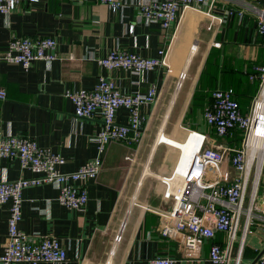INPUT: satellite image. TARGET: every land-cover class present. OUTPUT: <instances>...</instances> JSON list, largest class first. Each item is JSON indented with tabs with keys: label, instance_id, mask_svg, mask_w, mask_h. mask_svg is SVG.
Here are the masks:
<instances>
[{
	"label": "crops",
	"instance_id": "0c3cea01",
	"mask_svg": "<svg viewBox=\"0 0 264 264\" xmlns=\"http://www.w3.org/2000/svg\"><path fill=\"white\" fill-rule=\"evenodd\" d=\"M121 1L125 8L112 13L97 0H21L14 11L0 14V56L11 39L21 37H54L58 54L56 60L37 61L26 70L0 59V89L6 93L0 100V137H28L60 154L65 158L62 172H73L95 157L93 138L101 126L98 115L74 116L67 90H90L99 76H106L124 94L144 92L150 86L158 94L153 106L141 108L146 120L140 142L108 145L100 173L86 182L88 202L83 209L69 210L57 202L58 183L27 188L22 193L19 230L35 243L57 238L66 250V264H149L158 256L172 258L174 264H213L208 260V243L200 261H187L175 241L160 235L161 213L172 206L171 200L163 198L161 178L171 174L175 162L182 170L196 151L193 139H176L179 133L210 131L206 125L205 131L200 130H204L202 109L209 104L211 91L231 88L241 110L249 107L258 84L248 75L264 64L255 20L248 13L241 20L235 14L207 30L209 18L186 10L165 31L155 23L136 22L137 0ZM242 3L216 0L212 13L242 10ZM214 42L220 47H213ZM113 49L156 58L163 49L170 72L165 67L141 75L107 71L97 59ZM116 121L127 122L125 109L117 111ZM158 135L170 147L158 144ZM171 148L178 151L176 158ZM34 176L20 168L18 159H0V181ZM8 216V205H0V255L7 243ZM116 236L121 237L119 242ZM225 240L224 234H216L217 243L224 245ZM237 247L238 243L229 264H235ZM263 248L264 226L258 223L238 264H252Z\"/></svg>",
	"mask_w": 264,
	"mask_h": 264
},
{
	"label": "built area",
	"instance_id": "2783aa9c",
	"mask_svg": "<svg viewBox=\"0 0 264 264\" xmlns=\"http://www.w3.org/2000/svg\"><path fill=\"white\" fill-rule=\"evenodd\" d=\"M110 12L125 8L121 0H97ZM207 0H137L136 22L155 23L168 31L186 10L201 13L210 20L207 30L214 23L221 25L231 15L241 20L245 13L255 20V30L260 46L264 49V0H243L242 10H226L222 15L212 13L213 2ZM21 0H0V14L14 11ZM132 31L133 26H130ZM195 46H192L193 49ZM219 48L220 43L214 42ZM159 57H142L126 50L113 49L97 59L107 71L124 70L141 75L165 67L170 72L166 51L160 49ZM58 57L54 37H21L11 39L0 59L8 64L29 69L37 61H54ZM258 84L257 92L249 107L242 111L231 88L211 92V104L202 112L208 133L186 130L183 140L198 142L197 150L187 165L179 171L174 164L169 176L161 178L163 198L171 200L169 211L161 213L160 235L177 243L181 256L187 261H200L202 249L209 244L208 260L213 264H229L236 243L238 264L247 237L259 223L264 226V207L256 205L259 192L264 204V64L255 66L248 75ZM157 90L150 86L146 91L124 94L117 83L106 76H99L90 90L65 92L73 104V114L80 119L99 116L101 126L93 141L95 157L73 172H62L65 158L49 149L40 147L33 139L22 136L0 137V159L16 158L22 170L35 174L33 178L0 181V205H8L7 243L0 255V264H66L67 253L55 237H45L33 242L19 230L22 220V193L24 189L43 184L60 185L57 202L69 210H81L88 202L86 182L96 179L102 169V158L112 142L139 143L146 116L144 106H153ZM6 93L0 89V100ZM119 109L127 111V122L117 123ZM157 143L169 144L162 135ZM179 154V153H178ZM177 161V160H176ZM225 235V244L215 241L216 234ZM120 236L115 237L119 242ZM175 260L158 256L149 264H174ZM255 264H264V253Z\"/></svg>",
	"mask_w": 264,
	"mask_h": 264
},
{
	"label": "rangeland",
	"instance_id": "374dc122",
	"mask_svg": "<svg viewBox=\"0 0 264 264\" xmlns=\"http://www.w3.org/2000/svg\"><path fill=\"white\" fill-rule=\"evenodd\" d=\"M179 103H180V102H179ZM178 109H179V107L177 106L174 115H176ZM202 126L204 127V130H203V128H202L200 131H205L206 126H205V123H204V122H203V125H202ZM184 136H185V133H184V132L179 133V135L176 137V139H177V140H181V139H183ZM184 141H185V140H184ZM169 147H170V146H169ZM171 149H172V148H171ZM162 151H164V146H162V147L160 148V150H159V152H158V157L161 155ZM172 153L174 154V156H175V158H176L177 155H178V151L175 150V149H172ZM176 160H177V159H176ZM261 195H262V190H260V192H259V198H257V200H256V205L259 206V207H262V208H263V207H264V204H263V201L261 200V197H260Z\"/></svg>",
	"mask_w": 264,
	"mask_h": 264
},
{
	"label": "water",
	"instance_id": "95a60500",
	"mask_svg": "<svg viewBox=\"0 0 264 264\" xmlns=\"http://www.w3.org/2000/svg\"><path fill=\"white\" fill-rule=\"evenodd\" d=\"M264 253V248L262 251H260V253L256 256V258L254 259L252 264H255L257 262V260L262 256V254Z\"/></svg>",
	"mask_w": 264,
	"mask_h": 264
},
{
	"label": "bare ground",
	"instance_id": "6f19581e",
	"mask_svg": "<svg viewBox=\"0 0 264 264\" xmlns=\"http://www.w3.org/2000/svg\"><path fill=\"white\" fill-rule=\"evenodd\" d=\"M190 139H192V138H190ZM186 140V139H185ZM194 141V144H195V148H197V144H198V142L196 141V140H193ZM197 150V149H196ZM191 159V158H190ZM178 161V160H177ZM190 161V160H189ZM189 161H188V163H189ZM187 163V164H188ZM177 164V163H176Z\"/></svg>",
	"mask_w": 264,
	"mask_h": 264
},
{
	"label": "trees",
	"instance_id": "16d2710c",
	"mask_svg": "<svg viewBox=\"0 0 264 264\" xmlns=\"http://www.w3.org/2000/svg\"><path fill=\"white\" fill-rule=\"evenodd\" d=\"M233 90V89H232ZM212 92V91H211ZM235 93V92H234ZM211 101H212V99H211V93H210V102H209V104L208 105H210L211 104ZM238 101V100H237ZM239 103V102H238ZM239 106H240V104H239ZM205 108V107H204ZM204 108L202 109V112H203V110H204ZM241 108V107H240Z\"/></svg>",
	"mask_w": 264,
	"mask_h": 264
}]
</instances>
